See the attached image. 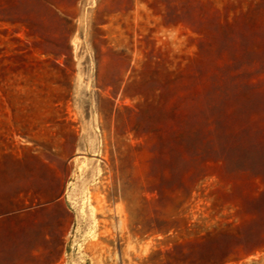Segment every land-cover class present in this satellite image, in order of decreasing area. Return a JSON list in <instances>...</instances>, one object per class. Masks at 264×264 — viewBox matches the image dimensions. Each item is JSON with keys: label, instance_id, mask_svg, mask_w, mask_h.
Segmentation results:
<instances>
[{"label": "rangeland", "instance_id": "374dc122", "mask_svg": "<svg viewBox=\"0 0 264 264\" xmlns=\"http://www.w3.org/2000/svg\"><path fill=\"white\" fill-rule=\"evenodd\" d=\"M0 264H264V0H0Z\"/></svg>", "mask_w": 264, "mask_h": 264}]
</instances>
